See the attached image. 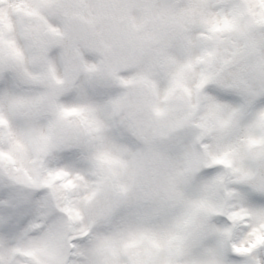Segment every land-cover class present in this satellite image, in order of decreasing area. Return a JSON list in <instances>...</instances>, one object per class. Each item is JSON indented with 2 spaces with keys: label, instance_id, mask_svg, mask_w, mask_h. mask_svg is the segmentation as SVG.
<instances>
[{
  "label": "snow or ice",
  "instance_id": "snow-or-ice-1",
  "mask_svg": "<svg viewBox=\"0 0 264 264\" xmlns=\"http://www.w3.org/2000/svg\"><path fill=\"white\" fill-rule=\"evenodd\" d=\"M117 46L130 47L137 60L152 55L161 68L178 64L169 96L182 86L186 70L203 66L197 89L225 133L216 163L239 164L240 207L217 227L171 214L181 196L175 176L142 193L156 133L132 124L128 131L139 143L115 145L117 155L101 154L111 174L101 175L89 197L115 191L99 214L106 230L83 229L87 235L79 239L53 229L25 254L35 264H68L73 254L84 264H264V0H0V105L23 119L41 102L21 91L22 83L35 79L26 61L46 64L53 76L55 65L65 66L71 85L81 66L96 70L85 58L103 63ZM187 50L194 56L182 63ZM122 66L113 65L109 74L116 77ZM59 91L43 99L54 104ZM123 106L118 101L117 111ZM0 125L15 138L2 114ZM197 172L190 168L185 181ZM0 224V264H12L9 253L21 251L12 245L22 233L14 217H0Z\"/></svg>",
  "mask_w": 264,
  "mask_h": 264
},
{
  "label": "clouds",
  "instance_id": "clouds-1",
  "mask_svg": "<svg viewBox=\"0 0 264 264\" xmlns=\"http://www.w3.org/2000/svg\"><path fill=\"white\" fill-rule=\"evenodd\" d=\"M193 56L187 50L182 63ZM101 59L103 63L85 58L96 70L89 72L81 66L73 73L71 85L65 66L55 65L53 76L46 64L26 61L25 67L35 79L22 83L21 91L41 97V102L23 119L7 105H0V114L12 122L17 133L10 138L8 125H0V217H14L22 233L12 245L21 251L9 253L12 264H35L25 253L31 250L32 241L53 229L79 239L87 235H81L83 229L91 234L106 230L99 214L115 191L109 188L89 197L101 175L111 174V166L99 159L101 154L117 155L115 145L139 143L128 131L132 124L156 133L155 157L145 162L142 193L151 192L161 179L175 176L181 196L171 214L192 216L217 227L240 207L239 174L234 171L239 164L216 163L223 155L225 133L197 89L203 66L186 70L182 86L169 96L178 64L161 68L152 55L134 59L127 46H117ZM116 64L123 66L113 77L109 70ZM53 90H60L59 95L49 104L43 97ZM118 101L124 103L119 111ZM157 108L162 115H157ZM169 129L175 131L169 133ZM192 167L198 172L185 181ZM77 213L80 218L74 219ZM3 228L0 224V231ZM68 264L84 261L73 254Z\"/></svg>",
  "mask_w": 264,
  "mask_h": 264
}]
</instances>
